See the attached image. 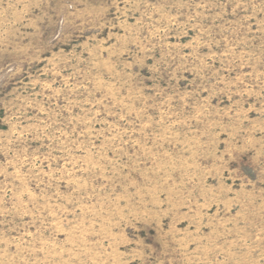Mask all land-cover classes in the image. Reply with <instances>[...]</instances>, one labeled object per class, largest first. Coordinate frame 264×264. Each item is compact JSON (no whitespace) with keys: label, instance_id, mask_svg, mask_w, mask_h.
I'll return each mask as SVG.
<instances>
[{"label":"rangeland","instance_id":"1","mask_svg":"<svg viewBox=\"0 0 264 264\" xmlns=\"http://www.w3.org/2000/svg\"><path fill=\"white\" fill-rule=\"evenodd\" d=\"M0 264H264V0H0Z\"/></svg>","mask_w":264,"mask_h":264}]
</instances>
